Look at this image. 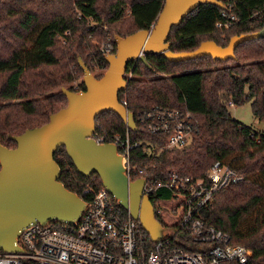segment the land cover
I'll return each mask as SVG.
<instances>
[{
	"label": "trees",
	"instance_id": "1",
	"mask_svg": "<svg viewBox=\"0 0 264 264\" xmlns=\"http://www.w3.org/2000/svg\"><path fill=\"white\" fill-rule=\"evenodd\" d=\"M217 1L223 8L200 5L171 28L167 42L172 53L193 51L205 41L224 48L234 36L264 33V0ZM163 5L164 0H0V144L15 148L12 137L45 125L65 108L63 88L85 91L79 60L96 79L103 76L108 68L99 52L104 33L115 43L116 36L149 29ZM218 23L228 28H217ZM124 77L126 87L117 97L126 102L136 130L104 112L95 118L92 139L112 144L113 136H128L129 179L145 176L154 186L166 185L171 172L206 180L216 162L235 170L242 180L216 192L197 217L226 233L231 244L249 249L248 264H264V131H253L230 114V107L250 102L252 115L264 124V34L239 44L233 59L169 62L147 55L145 62L129 63ZM154 109L190 115L188 146L165 149L164 140L142 139L152 136L140 119ZM53 159L60 169L58 181L85 202L92 197L85 191L102 187L97 175L84 178L77 172L64 147ZM157 198L160 220L176 223L168 212L176 207V198L163 189ZM141 233L152 247L149 236Z\"/></svg>",
	"mask_w": 264,
	"mask_h": 264
},
{
	"label": "water",
	"instance_id": "2",
	"mask_svg": "<svg viewBox=\"0 0 264 264\" xmlns=\"http://www.w3.org/2000/svg\"><path fill=\"white\" fill-rule=\"evenodd\" d=\"M205 4L223 8L217 0H164L161 12L149 29L125 38H114L116 51L104 58L108 68L100 79H96L79 60L85 91L76 93L63 88L61 91L67 99L65 108L50 115L45 125L12 137L15 148L7 149L0 144V252L21 253L16 240L20 231L31 224L59 222L72 225L82 216L86 202L58 181L60 169L53 155L60 147H64L81 176L99 177L102 187L140 223L152 242L168 236L161 237L162 223L156 218L150 198L142 195L145 180L129 181L116 147L97 144L92 135L95 118L104 112L116 114L128 129L136 130L132 113L119 103L117 97L126 87L124 75L129 63L145 62L147 55H161L169 62L204 56L226 61L234 58L239 44L263 36V32L234 36L224 48L205 41L193 51L172 53L167 42L171 28Z\"/></svg>",
	"mask_w": 264,
	"mask_h": 264
},
{
	"label": "built area",
	"instance_id": "3",
	"mask_svg": "<svg viewBox=\"0 0 264 264\" xmlns=\"http://www.w3.org/2000/svg\"><path fill=\"white\" fill-rule=\"evenodd\" d=\"M216 27L228 28V24L218 23ZM104 37L99 52L105 58L115 53L116 44L107 33ZM119 103L125 108L126 102ZM140 120L150 138L164 140L165 149H181L191 142L189 114L154 109L144 113ZM94 141L104 144L102 138ZM112 144L126 167L131 148L128 136L122 139L115 135ZM140 179L145 180L142 195L154 198L151 202L158 220L155 206L158 191L166 190L177 200L178 229L162 241L153 242L148 248L140 223L129 215L123 217L114 203L116 200L101 187L95 192L85 191L92 197L74 224L35 223L20 231L16 245L22 252H0V264H248L252 257L249 249L231 244L226 233L197 217L216 192L242 180L235 170L216 162L206 180L192 181L175 172L170 173L168 183L163 186L148 183L145 176Z\"/></svg>",
	"mask_w": 264,
	"mask_h": 264
},
{
	"label": "rangeland",
	"instance_id": "4",
	"mask_svg": "<svg viewBox=\"0 0 264 264\" xmlns=\"http://www.w3.org/2000/svg\"><path fill=\"white\" fill-rule=\"evenodd\" d=\"M72 85H74V83H72ZM230 114L233 119L237 120L239 123L246 126L247 128H250L253 131H256L258 133L264 131V124L259 122L252 115L251 108H250V102H247L240 107H230ZM158 218H159V221L163 224L161 225L163 228V231L161 232V237H165L167 235L172 234L173 227H176V223L175 222L166 223L163 220H160L159 214H158Z\"/></svg>",
	"mask_w": 264,
	"mask_h": 264
},
{
	"label": "bare ground",
	"instance_id": "5",
	"mask_svg": "<svg viewBox=\"0 0 264 264\" xmlns=\"http://www.w3.org/2000/svg\"><path fill=\"white\" fill-rule=\"evenodd\" d=\"M166 144H164V148H165ZM176 208L177 207H173V208H168V212L171 216H174V217H177V214H176ZM178 218V217H177Z\"/></svg>",
	"mask_w": 264,
	"mask_h": 264
},
{
	"label": "crops",
	"instance_id": "6",
	"mask_svg": "<svg viewBox=\"0 0 264 264\" xmlns=\"http://www.w3.org/2000/svg\"><path fill=\"white\" fill-rule=\"evenodd\" d=\"M142 139H152V138H142ZM142 139H141V141H142ZM154 140H159V139H154ZM142 144V143H141Z\"/></svg>",
	"mask_w": 264,
	"mask_h": 264
}]
</instances>
